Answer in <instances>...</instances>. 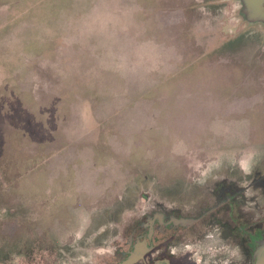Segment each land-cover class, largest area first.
<instances>
[{
	"label": "rangeland",
	"instance_id": "rangeland-1",
	"mask_svg": "<svg viewBox=\"0 0 264 264\" xmlns=\"http://www.w3.org/2000/svg\"><path fill=\"white\" fill-rule=\"evenodd\" d=\"M221 177L264 205L240 0H0V264H116L138 206Z\"/></svg>",
	"mask_w": 264,
	"mask_h": 264
},
{
	"label": "flooded vegetation",
	"instance_id": "flooded-vegetation-1",
	"mask_svg": "<svg viewBox=\"0 0 264 264\" xmlns=\"http://www.w3.org/2000/svg\"><path fill=\"white\" fill-rule=\"evenodd\" d=\"M205 190L214 202L153 197L138 206L126 248L112 251L116 264L138 247L144 254L136 264H257L264 243V205L238 202L243 189L223 177Z\"/></svg>",
	"mask_w": 264,
	"mask_h": 264
},
{
	"label": "water",
	"instance_id": "water-1",
	"mask_svg": "<svg viewBox=\"0 0 264 264\" xmlns=\"http://www.w3.org/2000/svg\"><path fill=\"white\" fill-rule=\"evenodd\" d=\"M242 4V14L250 23L264 24V0H240ZM144 254V248H136L130 256L119 264H136ZM259 261L257 264H264V243L258 250Z\"/></svg>",
	"mask_w": 264,
	"mask_h": 264
}]
</instances>
